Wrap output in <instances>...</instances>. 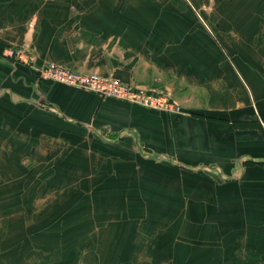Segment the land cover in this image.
<instances>
[{"label":"crops","instance_id":"obj_1","mask_svg":"<svg viewBox=\"0 0 264 264\" xmlns=\"http://www.w3.org/2000/svg\"><path fill=\"white\" fill-rule=\"evenodd\" d=\"M0 264H264V0H0Z\"/></svg>","mask_w":264,"mask_h":264},{"label":"built area","instance_id":"obj_2","mask_svg":"<svg viewBox=\"0 0 264 264\" xmlns=\"http://www.w3.org/2000/svg\"><path fill=\"white\" fill-rule=\"evenodd\" d=\"M11 54L26 62L35 59L32 52L21 47H15ZM38 71L40 78L53 79L68 85L77 86L96 92L103 97H115L156 110H180V106L165 92L125 83L118 78L79 72L65 63L47 61L38 68Z\"/></svg>","mask_w":264,"mask_h":264},{"label":"rangeland","instance_id":"obj_3","mask_svg":"<svg viewBox=\"0 0 264 264\" xmlns=\"http://www.w3.org/2000/svg\"><path fill=\"white\" fill-rule=\"evenodd\" d=\"M162 92H165L171 99H173L172 97H171V95H170V93H168L167 91H162ZM173 101H175V100H173ZM177 103V102H176ZM178 104V103H177ZM179 105V104H178ZM180 106V105H179ZM180 110H182V108L180 107ZM154 182H157V183H159V184H163L162 182H158V181H154ZM154 182H152V183H154ZM168 186H170V187H173V185H170V184H168ZM94 201V200H93ZM166 216L168 217V218H171V221H173L174 220V218H172L171 217V215L170 214H166Z\"/></svg>","mask_w":264,"mask_h":264}]
</instances>
